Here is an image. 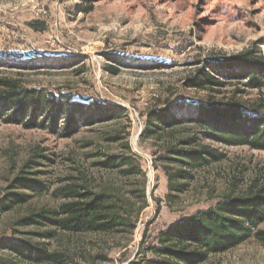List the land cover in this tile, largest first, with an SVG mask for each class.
Here are the masks:
<instances>
[{
    "label": "rangeland",
    "instance_id": "obj_1",
    "mask_svg": "<svg viewBox=\"0 0 264 264\" xmlns=\"http://www.w3.org/2000/svg\"><path fill=\"white\" fill-rule=\"evenodd\" d=\"M87 6L85 13L81 0H0V78L101 107L102 116L115 114L83 124L69 138L0 121V196L22 174L46 186L40 193L24 191L30 194L26 203L0 213V264H145L155 259L152 247L161 232L220 197L264 182V151L199 136V146L216 150L221 159L191 178H173L183 189L171 191L167 172L177 166L158 158L196 130L184 123L157 139L140 137L152 109L169 107L180 119L196 114L208 93L187 88L185 80L205 62L245 50L264 56V0H95ZM33 22L43 29L33 30ZM243 84L232 81L210 94L249 103L264 97V87ZM125 146L139 159L142 174L126 176L103 165L125 153ZM83 185L116 190L130 200L133 232L17 225L40 208L61 206ZM27 241L52 258L22 255ZM200 264H264V222L246 242Z\"/></svg>",
    "mask_w": 264,
    "mask_h": 264
},
{
    "label": "trees",
    "instance_id": "obj_2",
    "mask_svg": "<svg viewBox=\"0 0 264 264\" xmlns=\"http://www.w3.org/2000/svg\"><path fill=\"white\" fill-rule=\"evenodd\" d=\"M94 1L81 0L82 12H89L91 7L87 4ZM29 26L36 31L43 29L42 24L35 22L29 23ZM232 81L244 82L246 89L261 90L264 87V56L257 54L256 50H245L222 58L218 63L205 62L194 70L186 78L185 86L208 93L196 104L194 116L180 119L169 107L146 113L145 126L140 134L142 139H157L163 131L184 123L196 130L177 145L167 146L158 158L177 166L173 174L167 172L171 191L180 192L183 189L180 184L172 182L173 178H191L195 170L221 159L216 150L199 146V136L227 146H247L264 151V97L249 103L235 97L217 98L210 94ZM111 108L118 113L125 111L120 107ZM93 109L90 104L72 102L66 96H52L42 89L25 88L20 82L0 78V121L5 124L46 130L61 138H69L83 124L115 116H102L101 107ZM125 148V153L108 157L103 165L119 169L126 176L142 174L139 159L129 152L127 146ZM164 170L167 171V168L164 167ZM45 189V184L38 179L20 175L0 196V213L26 203L30 194H23L24 191L40 193ZM79 189L72 190L67 196L70 200L61 206L40 208L21 217L17 225L54 227L72 233L133 232L135 220L130 200L116 190L95 191L87 185ZM141 199L144 206L143 192ZM263 222L264 182L251 186L245 193L220 197L211 207L197 211L161 232L157 237V246L152 247L155 259L145 264H200L209 255L227 252L246 242ZM41 235L49 237L47 233ZM258 235L262 233L258 232ZM24 247L19 252L28 259L52 258L39 244L27 241Z\"/></svg>",
    "mask_w": 264,
    "mask_h": 264
},
{
    "label": "built area",
    "instance_id": "obj_3",
    "mask_svg": "<svg viewBox=\"0 0 264 264\" xmlns=\"http://www.w3.org/2000/svg\"><path fill=\"white\" fill-rule=\"evenodd\" d=\"M151 167H152V163H151V161H149L148 165H147L148 170L151 169Z\"/></svg>",
    "mask_w": 264,
    "mask_h": 264
}]
</instances>
